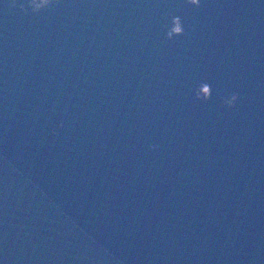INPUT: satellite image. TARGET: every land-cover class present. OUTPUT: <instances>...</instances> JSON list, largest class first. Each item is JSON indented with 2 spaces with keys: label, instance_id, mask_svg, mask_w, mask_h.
Here are the masks:
<instances>
[{
  "label": "water",
  "instance_id": "95a60500",
  "mask_svg": "<svg viewBox=\"0 0 264 264\" xmlns=\"http://www.w3.org/2000/svg\"><path fill=\"white\" fill-rule=\"evenodd\" d=\"M11 3L0 264H264V0Z\"/></svg>",
  "mask_w": 264,
  "mask_h": 264
},
{
  "label": "clouds",
  "instance_id": "9594fccd",
  "mask_svg": "<svg viewBox=\"0 0 264 264\" xmlns=\"http://www.w3.org/2000/svg\"><path fill=\"white\" fill-rule=\"evenodd\" d=\"M52 3H53V0H42L41 4H37L35 0H30V3L28 6L31 7L33 12H39L42 9L49 7ZM188 3L194 6H199L200 0H188ZM16 6H17L16 0H12V3L10 4V8H15ZM20 7L22 11H25V12L27 11V8H25L23 4H21ZM173 22H174V27L167 33L168 39H172L175 36L184 35V28L181 25L180 18L174 17ZM206 87H208V85H206ZM210 98H211L210 95L207 97H203V98L199 96L197 97V99L202 100V101H207ZM237 99H238V96L236 94H232L229 98H227L224 101V103L226 104L227 107L231 108L235 106ZM156 147H157L156 145H153L152 146L153 150H155Z\"/></svg>",
  "mask_w": 264,
  "mask_h": 264
}]
</instances>
